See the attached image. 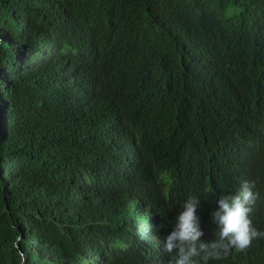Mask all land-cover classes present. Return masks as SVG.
<instances>
[{
    "label": "trees",
    "instance_id": "16d2710c",
    "mask_svg": "<svg viewBox=\"0 0 264 264\" xmlns=\"http://www.w3.org/2000/svg\"><path fill=\"white\" fill-rule=\"evenodd\" d=\"M247 162L264 185V0H0V264H169Z\"/></svg>",
    "mask_w": 264,
    "mask_h": 264
},
{
    "label": "clouds",
    "instance_id": "9594fccd",
    "mask_svg": "<svg viewBox=\"0 0 264 264\" xmlns=\"http://www.w3.org/2000/svg\"><path fill=\"white\" fill-rule=\"evenodd\" d=\"M249 162L239 179L225 180L210 213L199 212L197 197L185 201L175 228L170 226L168 236L162 238L164 251L174 253L169 264H217L231 251L246 252L253 243L264 239L258 211L264 185L250 178ZM148 264H156V260Z\"/></svg>",
    "mask_w": 264,
    "mask_h": 264
},
{
    "label": "water",
    "instance_id": "95a60500",
    "mask_svg": "<svg viewBox=\"0 0 264 264\" xmlns=\"http://www.w3.org/2000/svg\"><path fill=\"white\" fill-rule=\"evenodd\" d=\"M22 255H23V253H22ZM24 256V255H23Z\"/></svg>",
    "mask_w": 264,
    "mask_h": 264
}]
</instances>
